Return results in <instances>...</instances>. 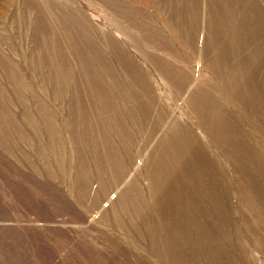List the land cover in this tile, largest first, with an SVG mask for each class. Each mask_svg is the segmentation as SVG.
<instances>
[{"label":"rangeland","instance_id":"rangeland-1","mask_svg":"<svg viewBox=\"0 0 264 264\" xmlns=\"http://www.w3.org/2000/svg\"><path fill=\"white\" fill-rule=\"evenodd\" d=\"M11 1L25 0H0V264H264V230L254 246L225 187L222 220L214 211V186L208 199L203 194L205 179L197 181L198 238L227 247L212 259L194 249L196 232L185 215L191 202L173 189L193 175L194 157L206 153L191 152L186 136L178 143L165 140L178 125L174 117L192 126L186 116L193 94L194 108L206 120L224 106L222 132L254 144L248 142L252 130L263 123L245 121L248 115L244 120L228 93L219 91L216 54H230L227 78L241 74V59H252L264 43V23L258 29L264 1L230 0L248 22L238 44L220 24L215 28V20L236 22L224 0H40L55 21L47 22V31L37 23L36 32L17 27L22 15ZM105 31L115 46L104 42ZM6 36L15 45L11 50L1 40ZM62 38L68 52L60 47ZM4 57L16 64L12 76L4 74L12 69L3 67ZM135 65L149 83L143 85L147 93L136 75L123 73ZM173 77L188 78L189 89L177 93L168 81ZM193 130L219 158L215 184L219 174L232 176L229 152L242 151L220 152L199 127ZM243 165L251 171L247 159ZM162 168L175 177L155 201L148 177ZM250 178L264 197V182L260 186L256 172Z\"/></svg>","mask_w":264,"mask_h":264},{"label":"bare ground","instance_id":"bare-ground-1","mask_svg":"<svg viewBox=\"0 0 264 264\" xmlns=\"http://www.w3.org/2000/svg\"><path fill=\"white\" fill-rule=\"evenodd\" d=\"M243 1H245L244 3L250 4V2H252L253 0H240L241 4ZM224 2H227V4H229L230 0H224ZM11 3L15 4L13 6H17L16 7L17 12L20 15H22V18L16 17L14 21L17 27L19 26L18 27L19 29L22 28V26H24L27 32L33 30L36 32L35 28H36V24L38 23V26H41V29L45 28V30L47 31L48 30V27L46 26L47 22L50 20L55 21V19L51 17L50 12L47 10V8H45V6L41 3L40 0H25L24 2L21 3L11 1ZM229 6L231 8L229 12L234 15L233 22L236 21L235 23H232L227 18L226 19L223 18L222 20L220 19L221 20L220 22H217L215 18H211V19L213 21L215 20L214 21L215 28L216 26H218V24H220V27L222 29L228 30L230 34L232 33V36H234L233 40L235 41L236 44H238L240 43V41L238 40V36H240L239 32L246 30V24L244 22L245 18L242 19L240 16H238L237 10L234 11L236 7H234L233 4L232 5L229 4ZM254 8L257 9V7L253 5L251 8L252 13L257 14L259 11H255L256 9ZM262 19H264V16H262L261 14V19L259 18V20H261L260 21L261 24L260 27L258 28L260 30H263L264 22L262 21ZM77 22L81 23L80 21ZM87 28L91 30L89 26H87ZM246 33L247 32H245V34ZM65 38L68 39L69 37L66 35ZM114 38L115 37H112L110 34H106L105 31L104 42L108 46L116 45L114 42L116 40H114ZM1 40L4 41V46H6L9 50L14 48L15 45L14 43L10 42L9 36L3 37ZM247 41L249 42V38ZM82 43L86 45V42L84 40H82ZM242 44L244 48L245 45L243 42ZM263 44L264 43H262L261 45L262 48L260 47L261 49L258 47L256 49V52H253V58H252L253 61L248 56L241 59V61L244 62V64L242 65L241 74L238 75V70H236L234 71L233 75H231L232 77L230 78H227V76H225V71L228 70V68H231L232 65H234L228 63L229 61L228 57L230 59V54L227 55V52L219 51V50L217 51L216 54L217 57H221L220 58L221 60H219L218 69L215 71L218 72V74L223 78L222 84L219 85V91H221V93L223 92V94L224 92L228 93L230 99H232L236 105L235 108H238L239 113L242 112L244 120H245V114L248 115V119L245 121L247 122L252 121L251 120L252 117L254 119H259L263 123V124H258L257 125L258 127H255L252 130V134L250 135V139L248 140V142L253 141L254 144H239L232 135L222 132L223 128L221 127L220 123L224 122L226 124V122L228 121L227 110L224 109L225 108L224 106L220 111L213 109L211 112H209L207 116L209 120H206L203 117L204 114H202L200 111L195 110L194 101L192 99L193 94L189 100L190 114L186 116L192 126L187 125L183 127L182 121L177 119L179 117L177 118L174 117V121L178 125H176L169 132V138H165L168 144V143H178L179 139H182L180 138V136H186L188 140H191L190 144H193V146L189 147L191 152L202 151L206 153V155L203 157H194L193 165L191 166L192 167L191 171L193 172V175H189L187 179L184 177L183 185L179 188L173 189V191L176 195L187 197L190 200L191 203L185 209V215L188 219L189 224L196 232V242H195L196 245L194 246V249L197 251L200 250L206 251L207 257L209 259L213 258L212 255H214V253L217 254L218 251H222L227 246H225L218 239L217 240L213 239L215 245H213V242L211 245H207L204 241L198 238L200 232L202 231V222L199 216V208L197 205V204H201V201L198 198V185H197L198 180H202V179L206 180L203 188V194H205L207 199H208V195H210V191L214 186L212 193V197H213L212 200L216 202L214 211L217 214H221L222 220L224 219V215H225L224 209L221 205L222 192L224 187L229 188V190L232 192V199L233 196H235L236 198L235 201H232L233 207L235 208L236 213L239 214L241 220L243 221V227L245 233L248 235L251 241H253L254 246L257 247L258 242L261 239L260 230H264V197L263 195L259 196L258 193L254 190L255 188L257 189V187L251 184V178H250V175L256 172L260 186H262L264 182V144H261L259 142L260 139L264 138V60H261V57H264ZM60 47L66 50L67 52L69 51V49L65 45L64 38L60 39ZM257 50L259 51L261 50V51L257 52ZM1 62L3 67L5 68L7 66H12L11 71L4 72L6 77L12 76L16 72L15 70L16 64L13 61H10L9 63L8 60H6V57H4V59H2ZM88 63L89 60L87 61V64ZM213 68L215 69L214 65ZM137 70H138V66L135 65L133 68H129L128 71L123 70V73L125 74L126 77H131L133 75H136L140 80L142 87L145 84H149L147 81H145V79H143L142 74L140 75L136 74ZM168 81L174 84L176 88V92L181 94L185 90L189 89L191 85V82H189L188 78L186 79V81H184V79H180V78L176 79L175 77H173ZM143 89L144 92L146 93L149 91V89L147 88L143 87ZM213 101L217 104L219 103L218 100L216 99H214ZM261 116L263 118H261ZM195 126L199 127L203 132H205L209 136L208 140L210 145L215 146L218 149V151L223 153L225 152L227 153L228 150L242 151V152H236V151L229 152V157H230L229 163L231 164L234 170V174L230 176L228 179L224 177L222 174L217 175L218 178L217 182L219 185L215 184L213 170H212L214 167L221 169L219 158H217L211 153V146L203 142L199 138V135L195 133V131L193 130V127ZM214 129L215 131H213ZM197 144H201V145L198 146ZM178 151H180V148L175 147L173 152H178ZM165 153H169V151L165 150ZM246 159L251 167L249 169L251 170L250 172H247L248 169H246L243 165V161ZM151 161H153V158H151ZM150 171L151 170H148L149 174ZM194 174L197 175L199 178L195 177ZM172 176L175 177L174 170L169 173L165 168H162L158 173L154 175H150L148 177V180L150 182L149 190L155 201H161V197L166 187L172 184ZM249 183L253 188L250 186ZM199 188H201V186H199ZM168 211L169 210L163 206V214L166 215L167 217L169 216L166 214ZM247 215H249L252 221L254 222V224L257 225L256 230H253L251 228V223L247 218ZM166 235H168V232L165 230V236ZM236 241L238 242L237 239ZM244 250L246 251L247 249L244 247ZM175 253L177 255H180L178 252Z\"/></svg>","mask_w":264,"mask_h":264}]
</instances>
